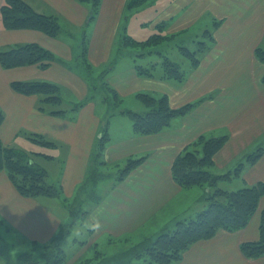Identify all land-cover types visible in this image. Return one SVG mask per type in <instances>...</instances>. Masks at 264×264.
<instances>
[{
  "label": "crops",
  "instance_id": "obj_1",
  "mask_svg": "<svg viewBox=\"0 0 264 264\" xmlns=\"http://www.w3.org/2000/svg\"><path fill=\"white\" fill-rule=\"evenodd\" d=\"M24 1L41 14L79 26L85 25L90 13L87 5L76 0ZM126 1L101 2L99 15L93 22L95 46L89 51L90 61L95 66L110 56L111 43L116 37ZM155 1L163 5L155 18L166 19L170 25H175L172 32L185 33L201 25L200 33L210 30L214 38L200 64L185 69L187 76L182 83L162 80V75L159 78L141 77L132 59L121 60L123 64L118 73L127 72L129 79L116 75L111 80L119 95L150 93L153 81H157L161 83L160 94L167 95L172 108L199 102L188 115L174 119L158 134H136L132 120L121 111L108 115L107 126H102L103 115L97 114L95 103L82 108L73 120L50 116L38 109L39 96L23 95L11 88L13 81L24 80L62 84L81 99L88 95L89 85L73 67L54 63L45 70L38 66L5 70L0 65V108L5 114L0 138L4 144L21 139L22 151L27 153L36 150L34 143L39 144L28 134L40 135L56 143L48 154L53 157V163H64L60 182L66 197H73L87 180L102 128L108 135L101 155L105 165L100 169L111 178H105L98 186L99 202L87 205L86 217L94 235L93 245L99 244L101 239L111 243L123 238L130 245L129 241L132 242L131 237L135 235L137 245L155 239L164 231H172L179 221L191 219L205 210L206 189H184L174 181L171 172L174 160L202 136L228 137L226 145L215 156L213 172L216 175L233 173L243 164L240 177L233 178L228 186L225 181L221 182V188L232 191L264 182V153L254 165L247 162L254 152L245 155L249 148L264 146V64L255 56L257 46L264 40V0ZM3 2L0 0V8ZM7 36L13 39L6 40ZM57 39L37 30H5L2 21L0 23V44L35 43L68 63L74 57L72 47ZM98 48L101 57L95 55ZM105 55L106 59L102 58ZM146 111L145 107L138 110L139 113ZM260 141L263 144L260 145ZM140 158H144L143 163L120 180L126 162ZM48 175L49 178L50 173ZM57 179L58 175L55 182ZM263 208L264 197L245 229L220 230L213 238L192 245L182 260L174 264H264V256L248 259L240 248L244 242L259 240ZM63 224V220L41 200L21 196L8 174L0 173L1 238L5 231L19 236L29 246H43L51 242ZM75 261L71 258L67 264ZM0 264H7L3 257H0Z\"/></svg>",
  "mask_w": 264,
  "mask_h": 264
},
{
  "label": "trees",
  "instance_id": "obj_2",
  "mask_svg": "<svg viewBox=\"0 0 264 264\" xmlns=\"http://www.w3.org/2000/svg\"><path fill=\"white\" fill-rule=\"evenodd\" d=\"M76 1L87 6L90 5V7L88 6L90 21H93L99 14L102 0ZM141 1L143 0H139L138 3V0H134L133 4H140ZM0 19L5 30H37L52 38H57L61 30L60 23L56 17L37 12L24 0H4L0 8ZM164 28V24L157 25L156 29L160 33L150 36L145 41L134 40L125 33L120 40V47H123L121 50L130 53L126 48L134 49L135 46H141L144 50L148 48L147 52L149 54L156 53L161 56L162 52L159 50L152 51V49L160 45L167 47L174 44L175 41L172 42L170 39L172 37L175 38L177 35L164 34ZM123 29L127 31V25ZM213 40L212 31L206 30L197 37L191 49L177 42H175V45H177L180 53L190 60V66L196 68L200 64L202 57L210 49ZM139 56H144V52H141ZM255 56L259 62L264 64V40L257 46ZM54 63L66 64L63 60L55 57L51 51L35 43L19 44L14 47L0 49V65L5 70L30 66H38L45 70ZM161 63L164 68L163 79L177 83L185 81L187 71L178 63L171 61L169 57H164ZM77 64L86 73H88L87 70L92 68V66L87 64L85 37L81 43V54L78 55ZM156 65L153 63L152 69ZM152 69L145 68L143 65L136 66L137 73L141 77L146 78L153 76ZM87 78L88 80L92 79L90 72ZM262 83L264 84V76ZM11 88L23 95L39 96L38 109L42 112H48L53 116L59 117L64 116L66 113V110L60 109L63 100L60 95V87L56 84L13 81ZM137 97L145 105L147 109L145 113L119 112L127 115L132 120L133 130L136 134L144 136L160 133L168 128L174 119L188 115L199 103H190L174 109L170 106L167 95L155 97L149 93H139ZM118 103V96L115 92L113 104ZM116 112L111 113L110 116H113ZM4 119L5 115L0 109V127ZM28 135L31 139L45 145L57 146L56 143L40 135ZM227 140V136L210 138L202 136L174 160L171 168L174 181L184 189L205 188L207 207L195 217L179 221L172 231H164L155 239L144 240L125 251V253L131 255V259H137L135 263L130 261L128 264H174L182 260L185 251L192 245L213 238L218 231L236 232L245 229L249 225L264 197V182L232 191L219 186L223 181L229 182L233 178L240 177L243 166V164H240L233 173L225 175H216L213 172L215 156L223 149ZM107 141L108 135L102 128L95 145L89 175L85 181L88 187H83L85 183L81 186L83 191L89 189L92 196L90 204L98 203L100 200V197L97 194L96 197L94 193H96L99 179L106 177L102 171L100 173V168L105 165L101 161V155ZM263 153L264 146L261 145L253 154L248 156L247 162L250 165H254L262 157ZM36 157L48 161L53 160V157L49 155L29 154L16 147L8 146L0 138V173L4 171L8 174L19 194L25 198H60L62 195L61 188L54 183H49L48 171L37 163ZM143 161L144 158L129 159L121 171L120 180L141 165ZM71 214L76 217L87 215V212L79 210L71 211ZM74 224L75 222L64 223L50 243L43 246L33 245L29 252L19 255L17 259L11 258L9 255L2 254V256L7 264H67L70 259H68L62 244L64 243L63 241L71 236ZM90 232H92V228ZM77 240H75V243H77ZM0 241L2 242L1 237ZM80 245H85V243L81 242ZM240 248L248 259H258L264 256V208L260 215L259 240L244 242ZM96 254L100 255V253ZM91 260L93 259L79 262L76 260L73 264H90Z\"/></svg>",
  "mask_w": 264,
  "mask_h": 264
},
{
  "label": "rangeland",
  "instance_id": "obj_3",
  "mask_svg": "<svg viewBox=\"0 0 264 264\" xmlns=\"http://www.w3.org/2000/svg\"><path fill=\"white\" fill-rule=\"evenodd\" d=\"M133 1L134 0H127L126 3L124 4L121 13L120 24L119 26H117L118 29H117L116 37L113 40V44L111 43L110 56L108 57V60L106 59V55L103 56L102 58L105 57L106 60H103V62L99 66L93 65L89 57V51L91 52V49L93 50L95 46V44H93L94 23H95L94 21L96 20L97 17L93 21H90V14H89L88 20L84 26H79L76 25L75 23L59 20L61 30L59 36L57 37L58 38L57 40L61 41V43H66L67 45L72 47L73 55H74V57L71 58V60H68V63H66L65 65L69 67H73V69L78 70V72L82 75L83 80L86 82L87 85H89V91L87 93L88 94L87 96L80 99V97L76 93L69 90L64 85L62 84L58 85L60 87V95L63 100L60 109L66 110V113L64 116H60V117L54 116V117L67 118L73 120L77 115V113L89 103H95L97 114L103 115L102 126H107V121L109 120L108 115H110L113 112L133 111L139 113L138 110H140L141 107L142 108L145 107V105L138 99L137 97L138 93L130 94L129 92H127L124 96H121L118 94L117 90L111 85V80H114L116 75L118 76L122 75L126 79H129V75L127 72L123 71L122 73H118L119 66H121L120 64H123L121 63V60L124 59L125 57H128L134 61L135 69L137 65H143L145 68L152 69V64L153 63L157 64L156 67L152 69L153 76L151 78H153L154 76L156 78H159L161 75L164 74V68L161 63L163 62L164 57H169L171 61L178 63L183 69L190 67L191 65L190 60L186 56L180 53L177 45H175V42L185 45L190 49L193 48L192 45L194 44H192L191 41L197 38L196 36L200 33L199 28H202L203 26L199 25L197 27H194L190 31H185V33L172 32L171 28L174 27L175 25L172 24L170 25V21L166 19L161 20V18H159V20H157L155 18L157 13H161L162 11L163 9L162 4H156V1L153 2L154 0H143L144 2L141 1L140 4H138L139 3L138 0V3L134 5ZM131 4L133 5L130 6ZM88 6L90 7V5ZM0 23H1V19H0ZM159 24L165 25L164 34L166 35L177 34L175 38L172 37V39H170L172 42L175 41L174 44L167 47H163L160 45L157 48L152 49V51L159 50L160 52H162L161 56L156 53L149 54L147 52L148 48H145L144 50L142 49L141 46H135L134 49L126 48L128 51H130V53L121 50L123 49V47H120L121 45L120 40L122 35L127 33L134 40L145 41L150 36L160 33L156 29V26ZM125 25H127V31L123 29ZM208 25L210 26V23ZM103 31L104 29L101 32ZM168 31H171V33H167ZM84 37L87 46V64L89 66H92L90 70H87L88 73H86L84 69L80 67L79 64H77V58L78 55L81 54V43L83 42ZM5 39L11 40L13 39V37L7 36L5 37ZM17 45L19 44L17 43L16 44L10 43L4 45L0 44V49L14 47ZM141 52H144V56L138 57V55ZM96 53L97 54L95 55L97 57L101 55L99 52V48ZM89 72L92 78L91 80H88L87 78L89 76ZM34 81L35 80H24L22 82H34ZM153 82L154 85L151 88H149L151 91L150 93L145 92L144 90H143L144 92H139V93L141 94L149 93L154 95L155 97H161L165 95V94H160L162 90L161 91L159 90V84L161 83H158L157 81H153ZM152 88L160 92H153V90H151ZM115 92L117 93L119 103L114 105L113 101L115 99ZM44 113L53 116L48 112H44ZM23 136L25 135L23 134ZM34 144L37 145L36 150H31V151L29 150L30 151L28 152L29 154H43V155L51 156V154H48L51 152L50 149H53L51 146L45 145L41 142H39V144L38 143H34ZM259 144L261 145L263 144V142L260 141ZM6 145L16 147L17 149L20 150L22 149L24 150V148H22L23 141H21V139ZM257 149L258 148L255 149L249 148L246 150L245 155L251 154L255 152ZM36 161L40 166L44 167L48 171V173H50V177L48 178L49 183H54L61 188L62 183L60 182V174L62 172L64 163L57 164V163H53L52 160L48 161L40 157H36ZM57 175H58V179L56 180L57 182H55ZM105 178L107 180L110 179L111 177L106 176ZM105 178L103 179L100 178L99 179L100 181H98L97 185L101 186L104 183ZM226 183H227L226 186H228L229 183L228 182ZM86 186L87 184L85 183L83 187ZM98 186L96 188V193H94L95 195L96 194L98 195V191H97ZM81 188L82 187H80L75 192L74 196L70 198L65 196V194L62 191V188H61L62 195L60 198H55V199L34 198L37 200H41V202L47 207H49L51 210H53L63 220L64 223L75 222V224L73 225L71 236L67 240L63 241L64 243L62 244V247L68 259L73 258L76 259L77 262L86 259H93L90 261V264H98V263L128 264L130 261L135 263L137 259L135 258L131 259V255L125 253V251H127L131 247L136 246L135 243H137V238H138L136 235L133 238L131 237L132 242L129 241L130 245L126 244L124 238L122 240H113L111 243L104 242V240L101 239L99 240V244L98 243H96V245L92 244V237L94 235H92V232H90L91 224L88 221L86 215L84 214L74 217L73 214H71V211L75 212L81 210L83 212H87L88 209L87 205L92 200V196L89 189L83 191V189ZM96 197L94 198L93 196L94 199H96ZM2 234H3L2 242L0 241V257H3L2 256L3 254V255H9L11 256V258L17 259L19 255L29 252L33 247V246H29L27 242L25 244L23 239H21L19 236L14 237L11 234L10 235L7 234L5 231H2ZM76 239H78L77 243H75ZM81 242L85 243V245H80ZM96 253H100V255H97Z\"/></svg>",
  "mask_w": 264,
  "mask_h": 264
}]
</instances>
